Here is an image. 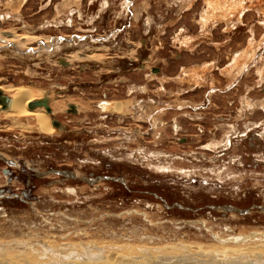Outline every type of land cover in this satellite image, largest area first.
<instances>
[{
  "label": "rangeland",
  "instance_id": "rangeland-1",
  "mask_svg": "<svg viewBox=\"0 0 264 264\" xmlns=\"http://www.w3.org/2000/svg\"><path fill=\"white\" fill-rule=\"evenodd\" d=\"M10 87L60 126L0 105V157L48 171L0 194V264L264 259V0H0Z\"/></svg>",
  "mask_w": 264,
  "mask_h": 264
},
{
  "label": "bare ground",
  "instance_id": "bare-ground-1",
  "mask_svg": "<svg viewBox=\"0 0 264 264\" xmlns=\"http://www.w3.org/2000/svg\"><path fill=\"white\" fill-rule=\"evenodd\" d=\"M4 91H7L8 95L12 99V100H10V98L8 97L9 101H8L7 107L9 105L10 101H11V103H10V107H9L7 114H10V117L12 116L14 118H24L26 121H31V120L34 121L36 124V129L40 133L52 134L53 132H55L54 127H56V126L53 125V120L51 119V114H48L47 110L45 111V109H43V108H36V109H30L29 108L30 102H32L33 100L42 98L41 96L37 97L35 90H33L32 88H28V87L27 88H25V87H10L7 90L4 89ZM43 99L46 100L47 102H49L48 99H46V98H43ZM113 111H115V113H119L121 111V105L119 103L114 104ZM71 113H73V112L71 111ZM52 114H53V109H52ZM213 255H212V257H209V259H205V260L204 259L203 260L188 259L186 256H180V257L175 256L174 257L171 255L169 256L167 254L163 255V256L158 255L159 258L155 259V258H153L152 255H148V253L147 254L143 253V255H141V256H137V254L135 255L132 253L129 257H127V255H126V258L125 257H121V258L117 257L118 258L117 260L119 261L118 263L115 262L116 257L114 255H112L110 257H106V256L101 255V256H99V258H97L98 256L97 257L90 256L88 258H91V257L93 259L95 258L94 260L90 259V260H93V262H94L93 264H112L113 262H115L116 264H226V263H228V264H231V263L232 264H264V261H263L264 259L263 260L259 259V261H255V262L252 261V263L251 262L248 263V260L247 261L244 260V259L248 258L245 255L240 257V259H238V258L233 259V258H227L226 257L222 260H219L218 257H213Z\"/></svg>",
  "mask_w": 264,
  "mask_h": 264
},
{
  "label": "flooded vegetation",
  "instance_id": "flooded-vegetation-1",
  "mask_svg": "<svg viewBox=\"0 0 264 264\" xmlns=\"http://www.w3.org/2000/svg\"><path fill=\"white\" fill-rule=\"evenodd\" d=\"M3 95H4V93H3ZM9 98H10V100H12L11 97H9ZM39 99H43V98H39ZM32 102H35V100H33ZM10 103H11V101H10ZM10 103L6 109H3V106L0 104L2 106V109L6 111L5 113L8 112L9 107H10ZM43 109H45V108H43ZM72 109H71V111H72ZM76 111H77V109H76ZM0 158H2L4 161H6L5 157L3 155ZM6 164H7V168L2 169V174L6 178V182L8 185H7V187L0 188V194L4 195L3 198L16 199V200H27V199L32 198L33 191L36 188V185H35L37 183L36 181L44 179L46 177L48 171L43 172V171L28 167V166L27 167H21V166H17V165H12L13 163H8L7 161H6ZM71 177H73L75 179H79L76 176H71ZM81 180H83V179H81ZM17 182L18 183L22 182L25 184V186L20 191L14 192L13 190H11L12 189L11 184L17 183ZM5 193H8V194H5Z\"/></svg>",
  "mask_w": 264,
  "mask_h": 264
},
{
  "label": "water",
  "instance_id": "water-1",
  "mask_svg": "<svg viewBox=\"0 0 264 264\" xmlns=\"http://www.w3.org/2000/svg\"><path fill=\"white\" fill-rule=\"evenodd\" d=\"M158 70H154V72H157ZM8 97H5L4 95H3V92L0 90V104L3 106V109H6L7 108V104H8ZM38 107H45L46 108V110H47V113H51L52 112V110H51V108L48 106V103H47V101L46 100H44V99H42V100H40V101H35V102H30L29 103V108L30 109H36V108H38ZM73 109H72V112L73 113H76V109H75V107L74 106H71ZM53 125H55L56 127H59V123H57V122H53ZM52 172H57V171H52ZM58 173H61V172H58ZM212 208H214V209H223V208H221V207H212ZM224 209H227V210H230V211H236V212H238V213H243V211L242 210H238V209H235V208H233V207H224Z\"/></svg>",
  "mask_w": 264,
  "mask_h": 264
}]
</instances>
